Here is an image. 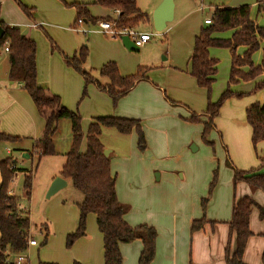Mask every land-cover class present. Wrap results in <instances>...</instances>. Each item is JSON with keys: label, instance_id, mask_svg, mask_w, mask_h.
I'll return each instance as SVG.
<instances>
[{"label": "rangeland", "instance_id": "374dc122", "mask_svg": "<svg viewBox=\"0 0 264 264\" xmlns=\"http://www.w3.org/2000/svg\"><path fill=\"white\" fill-rule=\"evenodd\" d=\"M17 1L9 2L23 21L13 26L21 34L35 41L38 84L48 89L51 94L59 93L62 97L61 103L78 112L84 138L80 149L84 147L85 151V138L91 117L102 114L111 115L116 111L123 112L127 109L142 119L143 133H145L142 143H139V136L135 131L123 136L112 129H104L101 134L104 150L111 152L109 163L116 175L117 198L128 206L127 210L129 208L130 213L134 214L145 208L155 209L161 205L162 196L169 193L171 199L165 195L166 206L185 209L188 206V200L193 198L196 200L200 197L201 211L203 210L202 199L206 200L204 210L208 211L217 200V196L222 197L227 192L228 203L231 202L230 206L228 205L230 218L234 197H239L236 187L238 183L234 186L233 181L234 170L241 172L251 168L264 170V143H258L255 148L253 147L250 127L245 123V109L249 106V97L253 95L249 94L254 87L251 82L237 84L235 88L237 93L249 92L241 98L232 97L222 104L219 116L214 121L216 127L214 129L211 127L206 141L202 138L205 121L189 120L190 113L199 119H205L204 111L208 99L207 93L197 88L194 79L189 75V58L192 54L194 35L199 33L201 27H204L205 19H211L213 9L219 6L212 1L209 5L208 0H176V16L171 23H168V28L163 32H156L153 26L150 27L149 22L138 25L135 29L149 34L151 41L139 48L138 52H130L120 40H118L120 45L117 46L119 49H116L110 44L112 39L109 36L89 34L96 30L95 25L86 26L83 23L79 28L74 19L73 8H70L73 13L72 18L66 15L46 17L39 14L42 17L43 30H28L24 24L32 23L34 19L21 11ZM27 1L48 8L52 0ZM137 1L139 8L145 9L150 1L154 0ZM180 1L181 8L178 4ZM196 7L199 8L197 12L183 19V14ZM201 7L204 8L201 9ZM34 9L38 10L36 7ZM90 10L96 17L115 18L114 12L93 4ZM257 14V8L250 6V17ZM257 20L258 25H264V12L258 15ZM35 22L37 23L38 20L35 19ZM84 29L90 32L84 34L82 33ZM221 34L226 35L228 32ZM52 44L57 45V49H54ZM73 44L76 51L82 46L87 47L88 55L82 68L101 86H105L107 80L100 77L99 70L102 63L109 60L116 64L121 76L135 75L141 69L146 71L147 80L140 82L114 105L106 92L98 88L94 82L85 84L81 73L63 61L62 53L71 58L76 52L71 54L72 50H75L71 48ZM210 53L218 61L216 79L209 96V100L214 103L227 88L231 58L230 51L224 48H212ZM260 56L261 52L257 51L252 61L258 64ZM49 59L50 65H48ZM0 62V67L3 66V76L7 68L8 54L2 49H0ZM48 77L50 80L47 79ZM191 80L196 88L195 92L191 91L192 87L187 83ZM28 100L35 110L32 100L29 98ZM122 100L127 101V104L122 105L124 108H118ZM17 116L14 112H8L3 117V123L16 132L25 133L28 128L19 122ZM26 134L11 135L18 136L17 138L20 139L18 143H3L6 146L5 149L10 150V154L0 149L2 158H11L14 161L16 174L9 185V190L18 199L21 211L29 212L30 237H35L38 244L37 247L28 249L29 262L37 264L45 260H57L59 263L72 264L73 261H78L77 258L82 255L84 249L83 238L67 246L68 235L76 229L77 205L82 202L83 196L73 189L69 181L65 188L47 198L49 188L47 185L53 177H59L58 174L65 162L64 155L70 150V123L68 120H61L58 123L57 131L52 137L54 156L39 159L37 150L35 151L36 138L33 139V135ZM133 149L135 151H132ZM150 157H153V163ZM150 164L161 166L166 174L176 177L178 184L184 189L175 196L171 186L165 183V174L160 181L157 169L150 167L145 171ZM27 173L32 175L29 198L24 196L23 188ZM215 175L216 182L210 192V185ZM173 200L176 203H173ZM252 211L254 216L252 214L250 216L252 218V222L249 221L252 225L249 228L250 232L253 234L252 237L264 241V220L259 219L258 209L255 208ZM41 226H46L49 230L44 245H41L44 233L38 232ZM85 234L87 238L85 240L90 245L101 238L95 219L91 215L86 219ZM188 246L189 238L186 240V252ZM186 257L188 258V252ZM186 262L188 263L189 260Z\"/></svg>", "mask_w": 264, "mask_h": 264}, {"label": "trees", "instance_id": "16d2710c", "mask_svg": "<svg viewBox=\"0 0 264 264\" xmlns=\"http://www.w3.org/2000/svg\"><path fill=\"white\" fill-rule=\"evenodd\" d=\"M21 11L30 16V9L17 1ZM97 5L105 10L118 11L115 20V29L122 30L136 28L148 21V16L142 13L136 5V0H94ZM75 10V20H81L82 24L97 25L101 21L113 22L111 18L92 17L87 5H65ZM3 35L0 38V49L7 45L8 54V79L22 85L24 91L32 100L38 115L43 119L44 125L41 136L35 141V151L39 159L45 156H54L55 148L52 137L57 131L61 120H68L71 130L70 150L64 155L65 162L58 174L65 181H70L74 190L83 196L82 202L77 205L78 219L76 229L67 237V246H71L76 240L85 236L86 219L89 215L95 217L97 229L102 237L103 264H122L119 246L140 241L142 251L138 264H150L155 254L156 231L149 226H128L123 217L127 207L121 204L116 197V178L110 173L109 158L104 157V147L100 142L103 129H112L120 135H129L135 131L139 136V143L143 142V135L136 120L100 117L93 119L87 129L85 138V151L80 152L83 141L81 131V119L62 106L60 99L43 88L37 81L36 70V45L22 35L17 28H12L0 21ZM231 32L230 39L215 38V34ZM54 49H57L52 44ZM212 48H224L230 51L229 80L225 91L216 102H211L209 96L215 82L218 61L209 55ZM244 51L238 54L237 50ZM261 50V58L258 64L252 61L253 55ZM88 49L80 47L71 58L62 55L65 63L77 72L81 73L85 84L95 83L98 88L106 92L113 104L129 93L140 81L146 79L145 70L132 76L122 77L116 64L109 62L101 67L99 75L107 80L105 86H101L82 66L87 58ZM189 75L196 85L207 93V105L204 115L207 122L204 123L202 138L206 141L212 122L219 116L222 104L232 98H241L242 93H234L231 88L240 82H255L249 94H255L264 90V80H256L264 76V26L255 25L250 18V6L240 7H216L212 11L211 23L201 27L194 38L191 57L189 58ZM84 93V92H83ZM193 115L190 121H197ZM245 122L251 129V143L255 148L258 143H264V103H253L245 109ZM2 143H18L20 139L0 134ZM14 161L5 158L0 161V264H5L7 253L18 254L27 250V239L31 228L28 213L18 210L19 201L14 196H9V185L12 182L16 170H13ZM234 186L237 183H245L251 190L264 195V171L249 170L241 172L234 170ZM32 175H25L23 188L24 196L29 198L31 192ZM216 182V175L210 185V192ZM205 199L201 200L203 215L205 213ZM258 209L259 219L264 220V208L259 206L252 198L244 196L235 198L231 211V219L228 223L231 236L234 237V251L230 253L229 244L225 249L226 264H244L242 257L248 239L252 236L249 230V216L251 211ZM207 223L205 218L194 221L191 224V232L199 231ZM44 245L48 236V230L41 226ZM264 264V251L261 255ZM38 264H56L44 263ZM72 264H79L73 262Z\"/></svg>", "mask_w": 264, "mask_h": 264}, {"label": "crops", "instance_id": "0c3cea01", "mask_svg": "<svg viewBox=\"0 0 264 264\" xmlns=\"http://www.w3.org/2000/svg\"><path fill=\"white\" fill-rule=\"evenodd\" d=\"M9 1L8 0H0V21L2 23L12 27V28H16L13 25L21 24L23 20L17 15L15 8L12 6V4ZM162 1L163 0L150 1V3L145 7V9H141V8H139V3L136 0L137 8L142 13H144L148 16L147 22H149V25L151 28L153 26L152 14H153L154 10L161 4ZM208 1H209V5H211L210 2L212 1V2H214L215 5H217L219 7L222 6V7L233 8V7L249 6L250 5L253 8H257L258 14L256 16L250 17L255 25H258L257 24L258 15H261L262 12H264V0H208ZM18 2H20L26 8L30 7L29 8L30 9V16L32 17V19H34V21L32 23L24 24L28 30H38V29L43 30V28H42L43 24L41 22L42 17L39 14L44 15L46 17L48 15H52L53 17H61V16L66 15L68 18H72L73 13L71 12L72 10L70 9V7L69 8L64 7L65 5H70V4H85V5H87L88 10H89L92 17L102 18V19L109 18L108 16L96 17L92 14V12L90 10V6L92 4L94 5V0H52L51 4H49L50 7H48V8H46L44 6L42 7L41 5H35L37 3L32 2V1H27V0H24L23 2L21 0L20 1L18 0ZM60 3H62V5H60ZM173 3H174V9H173V19L172 20H174V18L176 16V5H177L176 0H174ZM178 4H180V8H181L182 2L180 1ZM35 7L38 8L37 11H35V9H34ZM203 8L204 7H201V9H203ZM261 8H262V10H260ZM198 10H199V8L196 7V8H193L192 10H190L188 13L186 12L187 14L186 13L183 14V19L190 17L191 14L197 12ZM179 13H180V11H179ZM74 14H75V12H74ZM35 19L38 20L37 23L35 22ZM203 23H204V21H203ZM258 26H260V25H258ZM167 28H168V24L166 26V29ZM138 33H144V32H138ZM89 34H100V33L97 32V30H95ZM22 35H24V34H22ZM231 35H232V33L228 32V34H226V35L221 34V33L215 34L214 37L218 38V39H230ZM24 36L31 39L35 43L33 38H30L26 35H24ZM194 36L196 37L197 34ZM111 42L112 43H110V44L113 45L114 48L119 49L117 47L119 44L118 39H112ZM71 48H75V44H73L71 46ZM210 50H209V55L211 56ZM36 51H37V49H36ZM72 51L73 52L71 54H73L76 51V48H75V50H72ZM243 51H244L243 48H239L237 50L238 54H241ZM259 51L261 52V50H259ZM62 55H64V54L62 53ZM35 62H36V57H35ZM109 62L114 63L111 60H109L106 63H109ZM106 63L103 62L102 66L105 65ZM0 65H1V62H0ZM48 65H50V59H49ZM2 68H3V66L0 67V88H2V90H0V134L11 136L12 134L21 135V134L27 133L26 135H29V136L33 135V139L36 138V140H37L39 138L40 132L43 128L44 121L38 115L36 109L34 110L32 105L30 106V103H29L30 100H28V98L30 99V97L24 91L22 85H20L16 82H12L8 79L9 63L7 62V68L5 69L3 76H2ZM36 68H37V66H36ZM37 73H38V70H37ZM127 76H129V75H123L122 77H127ZM47 79L50 80V77H48ZM145 80H147V77ZM263 80H264V76H261L256 80V82L263 81ZM37 81H38V77H37ZM140 82H142V81H140ZM139 83H137L133 88L137 87ZM187 83H189L190 87H192L191 91L195 92L196 88H194L195 86H193L194 84H192V80L189 82L187 81ZM254 83L255 82H251V84L253 86H254ZM240 84H238V85H240ZM238 85L233 86L231 88V90L233 92L237 93L235 91V88ZM197 88H199V87L197 86ZM199 89H201V88H199ZM248 92L247 91H245V92L239 91L238 93L245 94ZM53 95L57 96L59 99L62 98L61 95H59V93H57V92H56V94H53ZM196 95L199 96L197 94V92H196ZM249 99H250L249 105H251L253 103H259V104L264 103V90L253 94L251 97H249ZM61 104L66 109H68L71 112L76 113L79 116L78 112L71 110L69 107H67L63 103H61ZM123 104H127V101L122 100L121 102H119L118 108H124L122 106ZM134 108H135V106H134ZM8 112H14L15 114L18 115L17 118H19V122L21 124H24L28 128L25 133L16 132V131L10 129L8 126H6L3 123V117ZM189 115H191V117L189 116L190 117L189 120H190L194 114L190 113ZM100 117H114V118L136 120L140 123L139 127H140L142 135L144 137L145 133H143V125L141 123L142 119L139 118V115L133 114L131 111H129L127 109H124L123 112L116 111L115 114H111V115L102 114V115L91 117V119L89 120V124L93 119L100 118ZM201 120L205 121L204 123H206L207 117L205 116V119L204 118L199 119L198 122H202ZM214 121H215V119H214ZM214 121L212 122V129H214L216 127L214 124ZM89 124H88V126H89ZM103 130H102V133H103ZM250 133H251V129H250ZM11 137H15V136H11ZM16 137H18V136H16ZM99 139H100V142L102 144L101 135H100ZM102 146H103V144H102ZM0 148H2V150L5 151L6 154H10V152L7 153V150L5 149L6 146H4L2 142H0ZM132 148H134V145H132ZM143 148H145V147H143ZM132 151H135V149H133ZM80 152H84V147H83V149H80ZM110 154H111V152L109 151L108 158H109ZM1 155L2 154H1V149H0V161L4 159V158H2ZM150 161L152 163L154 162L153 157H150ZM109 164H110V173L113 176H115V178H116V175L112 171L111 163H109ZM150 167L157 169V171L159 172V175H157V176L159 177L160 181L163 179V174H165V177H164L165 183L167 185L171 186V189L173 190L175 196L178 192H180L181 190L184 189L182 186H180L178 184L176 177L170 176L169 174H166V171L161 166H155V165L150 164L149 167L145 168V171ZM250 170H255V169L251 168ZM256 170H258V169H256ZM248 171H242V172H248ZM260 171H264V170H260ZM55 178H56V176L53 177L49 181L47 187H49L50 183ZM65 182H66V185L69 183V181H65ZM0 183H1V176H0ZM66 185H65V187H66ZM236 187L238 188V194H239L238 198H242L244 196L250 197L259 206L264 208V195L263 194H261L258 191L251 190L245 183H238V186H236ZM115 190H116V181H115ZM165 195L167 197H169V199H171V196L169 193H165ZM165 195L162 196L163 198L160 200L161 205L158 206L157 208H155V209L145 208V210H141L138 213H134V214H131L130 210L128 208L127 212L125 213V215L123 217L125 223L132 228L138 227L141 225H146V226L152 227L155 231H157L156 232V234H157L156 235V243H155V254H154V258L150 264H226V262H225V249H226L227 245L229 244L230 253H232L234 251V248H235L234 237L231 236L229 225H228V223L231 219V216L229 218V210H228L231 202L228 203L229 198L227 197V192H225L224 196H222V197L217 196V198H216L217 202L215 201L212 204L211 209L208 211H205L204 215H202V211L200 209V199H201L200 197H197L196 200H194V198L188 200V206L185 209H183V208H179L177 206H172V207L166 206V204H165L166 203L165 202L166 196ZM116 197H117V191H116ZM177 200L178 199H176V201ZM176 201L173 200V203H176ZM198 202H199V205H198ZM121 204H123V203H121ZM123 205H125V204H123ZM125 206L128 207L127 205H125ZM231 211H232V208H231ZM251 214L252 213H250V216H251ZM91 216H93V215H91ZM250 216H249V221L252 222V218H250ZM252 216H254V213L252 214ZM202 218H205L207 223L199 231H195V232L191 233V231H190L191 230V224L194 221H198ZM94 219H95V217H94ZM251 227H252V225H251V223H249V228H251ZM46 228L48 230V227H46ZM252 236H253V234H252ZM252 236L247 241L246 247L244 249L243 257H242V262L244 264H263L262 262H260V260H261V255L264 251V241H262L261 239H256ZM99 237H101V235ZM187 238H189V246L187 247L188 258L186 257L187 252L185 250ZM83 239H84V249H83L82 255L79 258H77L78 261H73V262H77L79 264H103L102 237L99 238V240H96V242L93 245H90L89 242H87V240H85V239H87L86 234L83 237ZM259 241H260V244H259ZM119 251H120V254L122 257V264H138V259H139L140 253L142 251V244L140 241H134L130 244H122L119 246ZM186 260H189V262L187 263ZM41 262H44V263H55L56 262V264H64V263H59V261H57V260H45V261H41ZM29 264H30V262H29Z\"/></svg>", "mask_w": 264, "mask_h": 264}, {"label": "built area", "instance_id": "2783aa9c", "mask_svg": "<svg viewBox=\"0 0 264 264\" xmlns=\"http://www.w3.org/2000/svg\"><path fill=\"white\" fill-rule=\"evenodd\" d=\"M115 17H117L119 15L118 11H114ZM115 20L116 18H114L113 22H107V21H101L96 25V30L97 32H99L100 34L109 36L111 39H120V37L122 36H127L131 39V41L133 42L135 47L141 48L143 47L145 44H147L148 42L151 41V36L149 34L146 33H138L136 31L135 28H127V29H122V30H117L115 29ZM211 23V19H205L204 20V24L208 25ZM82 22L81 20L77 21V26L80 28L82 26ZM90 32L89 30H82V33L86 34ZM4 53H7L8 49H7V45L2 49ZM10 150L7 149V153H9ZM13 170H15L14 166L11 167ZM9 196H13V194L11 192L8 193ZM18 210L20 212H22L21 210V206H18ZM26 213H28L29 216V212H27L26 210L24 211ZM31 223V222H30ZM39 233H43V230L41 227H39L38 229ZM38 244L36 242L35 237L31 238L30 237V232H29V236L27 239V250L23 253H18V254H9L7 253V256L5 258L4 263L5 264H29V257H28V249L30 248H34L37 247ZM12 258V260L10 259Z\"/></svg>", "mask_w": 264, "mask_h": 264}, {"label": "water", "instance_id": "95a60500", "mask_svg": "<svg viewBox=\"0 0 264 264\" xmlns=\"http://www.w3.org/2000/svg\"><path fill=\"white\" fill-rule=\"evenodd\" d=\"M174 0H163L161 4L154 10L152 14L153 28L156 32H162L166 29L168 23L173 19ZM3 35V30L0 28V38ZM122 45L130 52H138L139 48L135 47L131 39L127 36H122L119 39ZM104 157L108 158L109 151H103ZM27 157V156H26ZM66 182L61 177H56L50 184L47 191V198L56 194L64 188Z\"/></svg>", "mask_w": 264, "mask_h": 264}]
</instances>
